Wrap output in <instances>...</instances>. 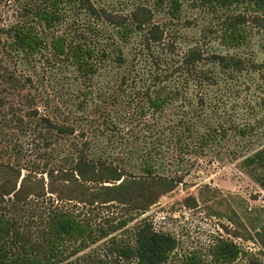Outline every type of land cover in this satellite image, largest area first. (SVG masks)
I'll list each match as a JSON object with an SVG mask.
<instances>
[{
  "label": "trees",
  "instance_id": "16d2710c",
  "mask_svg": "<svg viewBox=\"0 0 264 264\" xmlns=\"http://www.w3.org/2000/svg\"><path fill=\"white\" fill-rule=\"evenodd\" d=\"M8 1L10 12L4 16L7 0H0V89L28 109L25 113L20 106L17 111L13 103L4 104L7 94L1 96L0 139L9 130L34 135L38 166L5 160L9 148L0 146V264H69L71 255L106 238L113 258L104 264H264V224L255 236L245 238L257 240L259 252L224 237L213 239L205 251H184L175 234L139 220L184 182L178 166L191 158L213 163L230 145L232 134L244 140L257 127L219 118L209 100L223 81L243 77L247 64L240 54L205 55L197 44L176 57L174 33L155 20L156 14L179 21L188 2L210 17V32L222 46L237 51L249 43L255 28L264 31V0H154L153 6L139 0L127 16L107 11L96 0ZM85 18L95 20L94 27H86ZM167 41L170 54L159 58L158 65L167 67L169 75H155L151 83L138 79L135 100L119 102L120 87H130L140 70L138 58L125 54L127 44L137 43V56L154 53ZM12 61L22 76L10 70ZM44 62L73 68L84 85L76 90L78 106L70 116L39 115L31 91H25L33 80L24 73ZM250 65L252 73L264 78V59H253ZM178 73L183 75L180 80ZM101 77L119 82L118 88L102 94ZM196 88L198 95L191 93ZM93 105L97 112L91 115L98 125L78 129L82 119H90L86 111ZM129 107L137 111L144 131L125 136L121 115ZM113 144L125 150L140 174L111 160ZM65 145L68 150L57 163L55 148ZM243 157L242 165L258 176L264 189V150ZM184 203L198 206L194 196ZM99 208L111 211L107 226L96 223ZM31 221L35 226H28ZM131 223L133 238L122 242L118 233ZM230 233L241 237L237 231Z\"/></svg>",
  "mask_w": 264,
  "mask_h": 264
},
{
  "label": "rangeland",
  "instance_id": "374dc122",
  "mask_svg": "<svg viewBox=\"0 0 264 264\" xmlns=\"http://www.w3.org/2000/svg\"><path fill=\"white\" fill-rule=\"evenodd\" d=\"M153 1L149 0L148 2L152 5ZM165 1L169 3L170 0ZM96 2L98 6H103L107 11L127 16L130 15L139 0H96ZM11 4L8 0L2 4L4 16L10 12ZM155 20L167 25L174 33L176 57L183 56L190 46L197 44L200 45L205 55H210L213 52L240 54L239 56L247 64V70L244 71L243 77L238 80L223 81L222 85L212 90L209 100L215 106L216 113L220 114L219 118L233 124L247 125V127L255 124L257 127L254 132L251 131L252 135L244 140L236 139L232 134L231 140L227 143L230 145L221 149L219 157L213 163L203 160L198 163L197 160L191 158L178 166L180 174L185 178L184 182L162 196L157 204L139 217V220L146 219L153 224L155 229L175 234L182 240L184 251L193 248H204L202 250L205 251L213 239L224 237L235 239L244 248L259 252L261 246L257 240H246L245 238L250 235L255 236L256 231L264 224V189L257 179L258 176L254 175L250 168L244 167L242 160L243 156L250 155L258 149L264 150V106L262 101L264 99V78L258 77L250 70L253 59H264V31L255 28L249 43L235 51L227 50L222 46L218 35L213 31L210 32V17L204 14L203 10L191 7L188 2L184 5L179 21H170L168 16L161 13L156 14ZM83 23L87 24L86 27H94L93 25L96 24L95 20H91V18L83 19ZM90 35L92 36V34ZM168 44L170 43L167 41L166 46L157 47L154 53H141L137 56V43L127 44L125 54L132 59L138 58L140 70L138 76L135 72V80L130 81V87H125V85L123 88L120 87L119 102L123 104L126 101L133 102L135 100L133 87L138 79L151 83L155 75L164 76L163 78L169 75V70L166 71L167 67L158 65L159 58L170 54ZM9 68L18 72L19 75H23L14 61L9 62ZM28 73L32 75L33 82L25 88V91H31L34 106L39 115H47L52 118H57L60 114L70 116V110L77 108L76 90L84 85L76 80V72L73 68L66 69L52 62H44L39 63L36 69L30 68V71L25 72L24 76H28ZM177 78L180 80L183 75L181 77V74L178 73ZM100 81L103 85L102 94L104 95H109V90L118 88L119 82L110 83L109 79L105 77H101ZM198 90L199 88H196L191 93L198 95ZM4 94L8 96L7 99H3L4 104L10 106L13 103L15 110L20 111L21 106L22 110L27 112V105L13 99L14 96L8 91L4 93L0 89V98ZM100 99L104 100L101 96ZM96 108L99 109L100 106ZM133 108L129 107L124 115H121L124 120L122 132L125 136L144 131L137 111ZM94 112H97L95 105L86 111L90 119L84 118L86 121L82 119L78 123V129L88 125H98L99 120L93 119L94 117L91 115ZM79 119H81L80 115ZM33 137L34 135L20 134L13 130L7 131L5 136L0 139V143H2L0 146L7 145V149L9 148V153L4 159L22 165L32 164L34 168H37L36 149L32 144ZM115 144L119 146L120 143ZM117 146L113 144L112 148H109L111 160L121 167L133 169L137 175L140 174L133 167L134 161L125 157V150ZM55 149L53 160L55 159L58 163L61 156L66 154L68 147L65 145L60 149L57 146ZM190 196L197 198V207L190 208L184 203V200ZM110 214V209L99 208L95 212L96 223L99 226H107L105 220ZM28 226L35 225L31 221ZM133 228L134 223H131L127 230L118 233L119 239L122 242L132 240ZM233 231L239 232L241 237L235 238L230 233ZM108 241L107 238L102 239L74 255H71L73 249L68 246L70 249H68V253L71 257L66 262L69 264H104L113 258L109 251L110 243ZM260 258L264 262L263 253Z\"/></svg>",
  "mask_w": 264,
  "mask_h": 264
}]
</instances>
